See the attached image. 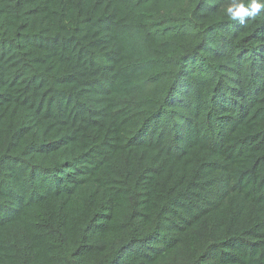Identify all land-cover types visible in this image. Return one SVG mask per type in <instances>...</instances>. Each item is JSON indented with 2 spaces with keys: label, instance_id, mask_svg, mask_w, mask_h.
Returning <instances> with one entry per match:
<instances>
[{
  "label": "trees",
  "instance_id": "obj_1",
  "mask_svg": "<svg viewBox=\"0 0 264 264\" xmlns=\"http://www.w3.org/2000/svg\"><path fill=\"white\" fill-rule=\"evenodd\" d=\"M0 0V264H264V11Z\"/></svg>",
  "mask_w": 264,
  "mask_h": 264
},
{
  "label": "clouds",
  "instance_id": "obj_2",
  "mask_svg": "<svg viewBox=\"0 0 264 264\" xmlns=\"http://www.w3.org/2000/svg\"><path fill=\"white\" fill-rule=\"evenodd\" d=\"M264 11V0H231L225 9V14L239 24Z\"/></svg>",
  "mask_w": 264,
  "mask_h": 264
}]
</instances>
